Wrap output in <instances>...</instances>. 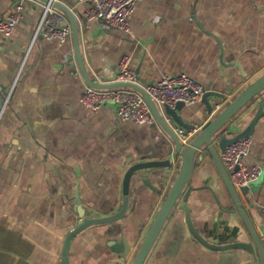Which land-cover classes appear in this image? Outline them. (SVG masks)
I'll return each instance as SVG.
<instances>
[{
	"label": "crops",
	"instance_id": "obj_1",
	"mask_svg": "<svg viewBox=\"0 0 264 264\" xmlns=\"http://www.w3.org/2000/svg\"><path fill=\"white\" fill-rule=\"evenodd\" d=\"M43 2L0 0V19L20 13L14 31L0 33V264H62L65 236L81 209L91 217L115 213L131 165L170 159L168 166L133 175L122 218L92 225L71 241L69 264H131L182 159L159 124L124 120L113 104L93 110L82 102L86 82L77 74L81 69L72 32L65 42L34 37ZM56 3L78 22L82 58L93 81L112 80L127 58L145 85L164 74L186 72L219 93L210 97L212 112L202 100L179 110L196 129L194 136L264 73V0H139L128 32L88 19V1ZM259 101L264 103V91L233 120L232 134L249 125ZM250 137L245 161L260 164L263 173L239 192L260 227L264 114ZM188 185L193 187L191 220L203 237L219 245L251 239L231 212V197L207 150L198 154ZM145 264L262 263L245 249L204 246L191 233L185 211L176 208Z\"/></svg>",
	"mask_w": 264,
	"mask_h": 264
},
{
	"label": "water",
	"instance_id": "obj_2",
	"mask_svg": "<svg viewBox=\"0 0 264 264\" xmlns=\"http://www.w3.org/2000/svg\"><path fill=\"white\" fill-rule=\"evenodd\" d=\"M47 2V0H43ZM55 6L61 9L69 18L72 26V35L75 43L76 56L80 65L82 76L86 84L95 88H116V87H130L143 94L146 101L148 102L153 114L156 117L158 124L164 129V131L172 138L175 144L176 155H179L182 159L180 171L172 184L167 196L165 197L158 213L143 241L139 245L131 264H145L148 259L159 235L166 224V221L174 211L179 208L185 211L186 221L190 228L191 233L200 241L204 246L213 249H233L240 248L252 254H258L261 263L264 264V224L260 227H256L250 215L245 208L239 189H237L231 181L230 175L224 166L221 153L225 150L226 146L233 143L239 138L250 136L253 133L254 127L258 120L264 114V103L259 101L258 109L250 121L249 125L237 133L232 134L230 131L233 120L253 101L259 94L264 91V73L258 77L254 82L250 83L245 87L232 101H230L213 119H211L190 141L189 144L184 145L174 128L173 125H178L186 129H192L193 125H190L186 119L181 116L179 110L184 105L183 102H178L175 107L165 106V112L170 117L171 122L167 123L162 117L157 105L151 99V97L142 89L139 85L125 82H113V83H99L93 81L86 70L84 61L82 58L80 45H79V26L75 16L66 7L55 3ZM119 71L112 78L115 79ZM212 96H219V93L205 88L202 101L207 105L208 110L212 112L214 103L210 100ZM207 150L212 156L216 167L223 179L225 187L231 197L233 207L231 212L237 221L243 223L251 237L250 240H236L226 244L212 243L203 237L194 227L190 209L188 205L190 194L193 187L188 185L190 175L194 168V164L198 154L202 151ZM171 164L170 159L154 160L138 162L131 165L124 175L123 181V203L119 210L115 213L105 216H87L85 210L78 212L79 219L76 226L71 229L65 236L63 247H62V264H69V251L72 239L84 229L102 223H109L122 218L129 205L130 196V183L134 174L145 169H152L158 167H164ZM144 183H149L147 178L143 179ZM262 215L264 213L261 212ZM260 233H259V231ZM119 244V243H118ZM120 246H122L120 244ZM130 250V245L126 242L124 252L127 253Z\"/></svg>",
	"mask_w": 264,
	"mask_h": 264
},
{
	"label": "built area",
	"instance_id": "obj_3",
	"mask_svg": "<svg viewBox=\"0 0 264 264\" xmlns=\"http://www.w3.org/2000/svg\"><path fill=\"white\" fill-rule=\"evenodd\" d=\"M91 3L86 11L88 19H101L106 27H116L125 32L130 29L129 17L135 10L139 0H81ZM56 0H47L42 4V16L35 32V38L43 35L47 40L57 39L65 42L72 32L65 14L55 6ZM20 9V7H18ZM17 12L7 18L0 19V33L9 35L14 31L19 21ZM119 73L110 81L100 83L125 82L139 85L157 105L162 117L171 122L165 112V106L175 107L178 102L191 105L202 100L205 86L186 72L164 74L158 81L143 84L136 71L129 67V59L124 58L119 65ZM81 72L77 71V74ZM82 102L89 108L97 110L103 105L113 104L118 114L124 120H132L147 126L157 125L145 97L139 91L130 87L95 88L88 84L82 93ZM180 141L187 145L194 136L196 129L179 127L175 129ZM253 140L250 136L237 139L226 146L221 157L231 181L237 189L249 185L263 173V167L258 163H247Z\"/></svg>",
	"mask_w": 264,
	"mask_h": 264
},
{
	"label": "rangeland",
	"instance_id": "obj_4",
	"mask_svg": "<svg viewBox=\"0 0 264 264\" xmlns=\"http://www.w3.org/2000/svg\"><path fill=\"white\" fill-rule=\"evenodd\" d=\"M241 190H242V191H246V186H245V187H241V188H240V191H241Z\"/></svg>",
	"mask_w": 264,
	"mask_h": 264
}]
</instances>
